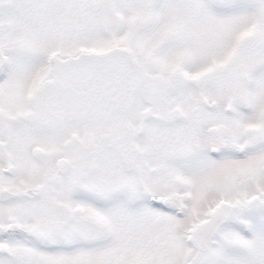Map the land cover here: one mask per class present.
I'll return each mask as SVG.
<instances>
[{"label": "snow or ice", "instance_id": "snow-or-ice-1", "mask_svg": "<svg viewBox=\"0 0 264 264\" xmlns=\"http://www.w3.org/2000/svg\"><path fill=\"white\" fill-rule=\"evenodd\" d=\"M0 264H264V0H0Z\"/></svg>", "mask_w": 264, "mask_h": 264}]
</instances>
